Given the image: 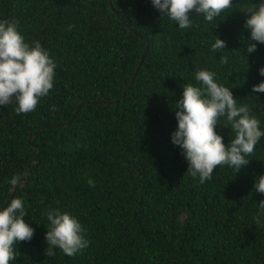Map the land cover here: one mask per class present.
<instances>
[{
	"label": "trees",
	"instance_id": "16d2710c",
	"mask_svg": "<svg viewBox=\"0 0 264 264\" xmlns=\"http://www.w3.org/2000/svg\"><path fill=\"white\" fill-rule=\"evenodd\" d=\"M109 2L0 0V20L18 21L25 42L39 41L56 62L54 88L35 111L0 105V209L22 199L35 230L15 243L9 264H264V194L254 189L264 175V137L247 165L218 166L203 184L171 141L176 101L184 85L199 86L201 69L215 72L264 131V92L252 91L264 81V43L245 50V11L260 0H233L213 23L193 12L188 29L151 0ZM217 35L227 48L212 52ZM225 122L215 130L227 145L235 133ZM23 168L26 181L4 200ZM49 209L76 217L89 246L46 256Z\"/></svg>",
	"mask_w": 264,
	"mask_h": 264
},
{
	"label": "clouds",
	"instance_id": "9594fccd",
	"mask_svg": "<svg viewBox=\"0 0 264 264\" xmlns=\"http://www.w3.org/2000/svg\"><path fill=\"white\" fill-rule=\"evenodd\" d=\"M162 16L175 22L180 29L193 26V12L203 15L209 23L216 21L226 10L232 9L233 0H151ZM245 27L250 30L251 41L245 49L247 53L256 50L257 44L264 43V0L258 6L247 9ZM215 23L214 25H216ZM198 26V25H197ZM73 26H69L71 30ZM226 41L218 35L211 45L212 52L226 49ZM228 58L220 56V63L226 64ZM56 62L39 41L33 45L25 42L18 30V21L0 20V105L15 103L17 114L36 110L41 98L47 96L55 84ZM264 76V66L259 69ZM216 73L206 69L195 72L199 86H183V95L176 101L175 116L177 128L171 134V141L181 149L188 163L187 173L198 177L203 184L212 178L214 170L225 165L235 172L249 163L248 157L254 156L255 146L264 137L260 120L252 114L246 104H237L230 88L219 84ZM254 93L264 92V81L253 85ZM53 111L55 107L53 106ZM221 117H226L225 126L235 133L227 145L223 137L215 130ZM15 178L11 183H15ZM90 187H95L92 179ZM254 189L264 194V175H260ZM260 213L264 214V200L258 203ZM28 213L20 198H13L0 209V264H9L19 255L15 243L30 241L34 229L25 221ZM49 226L45 234L47 248L45 254L52 257L55 250L74 256L86 249L89 241L85 238V229L79 220L70 213L59 209L46 212ZM255 223H261L260 216L254 217Z\"/></svg>",
	"mask_w": 264,
	"mask_h": 264
},
{
	"label": "water",
	"instance_id": "95a60500",
	"mask_svg": "<svg viewBox=\"0 0 264 264\" xmlns=\"http://www.w3.org/2000/svg\"><path fill=\"white\" fill-rule=\"evenodd\" d=\"M108 4L110 5L109 0H108ZM145 47H146V41H145L143 47L141 48V50H140V52H139V55H138V58H137V61H136V65H135L134 69L137 67V64L139 63V61H140V59H141V57H142V55H143V52H144V50H145ZM80 101H81V99H80L79 101H77V103L75 104V106H74V108H73V111L77 108V106H78V104H79ZM73 111H72V113H73ZM72 113H71V114H72ZM36 153H37V150H36V152L33 154V156H34ZM33 156H32V157H33ZM26 179H27L26 170H25V168H23V175L15 179L16 182H15V183H12L11 189H10L9 193L6 195V197H5L4 200H6L7 197L10 195V193L14 190V188H15V186H16L18 180H21L22 182H24V181H26ZM1 207H2V204L0 205V208H1Z\"/></svg>",
	"mask_w": 264,
	"mask_h": 264
}]
</instances>
